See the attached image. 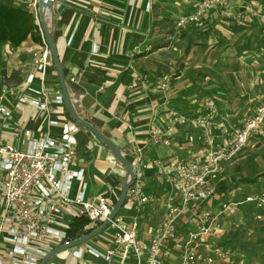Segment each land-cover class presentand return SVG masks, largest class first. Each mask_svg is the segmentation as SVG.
Instances as JSON below:
<instances>
[{
  "label": "crops",
  "instance_id": "crops-1",
  "mask_svg": "<svg viewBox=\"0 0 264 264\" xmlns=\"http://www.w3.org/2000/svg\"><path fill=\"white\" fill-rule=\"evenodd\" d=\"M4 1L25 8L24 0ZM164 1L54 0L53 21L49 17L46 19L52 29L63 75L67 73L64 78L69 96L75 99L73 105L76 112L112 140L131 164L134 148L139 149L144 160L151 162L157 159L163 164H169L176 156L196 155L202 145L200 131L188 125H169L167 118L171 110L195 115L201 109L203 97L212 96L219 115L229 126H237L252 113L264 95V20L259 17V13H264L262 5L255 0H228L226 6L209 11L199 23L183 28L174 25L173 32L166 35L152 26L153 21L170 19L176 23L177 17L190 12L198 0H178L171 10ZM246 6L256 14L246 11ZM162 42L166 44L153 49ZM8 46L7 43L0 45ZM37 47L38 44L28 37L14 48V55L22 54L29 58L22 80L31 70V54ZM165 77L170 78L166 94L159 92L157 87ZM70 78H74L75 82H70ZM46 83L50 88H59L52 63L47 68ZM54 116H59L63 123L54 127L56 135L65 129V124L71 127L73 121L65 105L55 106ZM34 125L32 121L28 123V127ZM151 126L166 134L167 144H158L149 137ZM137 130H142L144 134L134 135ZM189 134L194 136L193 144L187 141ZM254 136L264 137V126L250 139ZM76 139L73 168L84 170L87 183L85 199L107 193L115 201L119 195L114 196L118 176L110 171L106 146L82 127ZM91 139H95L100 147L93 149L95 145L90 142ZM245 147L232 161L223 165L222 177L210 204L212 211L221 202L240 200L264 188V170L263 176L256 178L237 175L255 161L258 152L245 153ZM144 180L148 192L172 193L167 179L153 167L144 170ZM74 187L77 190L76 183ZM245 209L244 206L240 208L245 216H238L235 222L230 217H222L217 222L219 242L233 250L230 260L225 263L243 255V251L238 252L240 249L236 243L227 237L231 232L227 230L240 224V228H244L245 222H252L254 227H247L252 234L257 222H261L259 214ZM121 213L126 215L128 211L123 208ZM158 219L159 209L147 206L140 236H147V227L154 226ZM187 220L188 215L180 220L178 227L181 234L189 228ZM100 224L89 223L86 227L92 231ZM111 235L112 231L105 228L86 242L105 250L108 246L105 239L111 238ZM68 250L69 256L78 261L72 255L74 249ZM163 257L167 264H173L176 252L168 246L163 248ZM85 258H90L83 260L86 264H104L87 253ZM47 262L45 264H64L65 260Z\"/></svg>",
  "mask_w": 264,
  "mask_h": 264
},
{
  "label": "built area",
  "instance_id": "built-area-1",
  "mask_svg": "<svg viewBox=\"0 0 264 264\" xmlns=\"http://www.w3.org/2000/svg\"><path fill=\"white\" fill-rule=\"evenodd\" d=\"M227 2L198 0L190 12L177 17L175 27L199 23L209 11L226 6ZM23 3L34 16L41 45L32 51L31 70L22 82L0 85V264H38L54 247L73 240L66 234L73 220L102 222L116 201L107 193L85 199L84 170L73 168L80 126L73 122L68 130L54 133V127L63 124L59 116H54L55 106L64 102L60 89L46 83L52 61L40 27L38 0ZM246 11L256 14L249 6ZM259 17L264 20V13H259ZM70 82L75 79L70 78ZM169 84L170 78H163L158 91L168 93ZM31 121L35 125L28 127ZM167 123L200 131L202 145L196 155L176 156L169 164H163L157 159L144 160L139 149L134 148L133 176L120 208L128 214L123 215L120 210L107 224L112 235L105 239V250L84 242L72 248L74 257L81 259L87 253L104 264H167L163 248L170 246L176 252L173 264H221L229 261L233 252L218 240L216 225L222 217H232L241 207L252 206L261 211L259 219L264 222V188L240 200L221 202L215 211L210 207L223 165L232 161L264 126V95L237 126H229L219 115L212 96L203 97L195 115L171 110ZM143 134L142 130L134 132ZM148 134L158 144L168 142L166 134L155 126L150 127ZM187 141L193 144L194 136L189 134ZM149 167L167 179L171 194L145 190L144 170ZM147 206L159 209V219L147 227V236L141 237ZM187 215L189 228L181 234L178 226Z\"/></svg>",
  "mask_w": 264,
  "mask_h": 264
},
{
  "label": "rangeland",
  "instance_id": "rangeland-1",
  "mask_svg": "<svg viewBox=\"0 0 264 264\" xmlns=\"http://www.w3.org/2000/svg\"><path fill=\"white\" fill-rule=\"evenodd\" d=\"M164 2L165 4H167L166 6H168L169 9L171 10L174 7V5L178 2V0H165ZM46 21L48 23V20ZM14 54H15L14 48H12L11 46L0 47V84L2 82H6L8 84L15 85L17 83H20L22 80V76H23L22 74L27 69L29 58L26 55L22 56V54L20 55H14ZM64 76L67 77V73H65ZM64 128L65 130H68L69 124H65ZM95 139L94 140L91 139L90 141L91 143L95 145L93 149L96 148V146L97 148L98 146L100 147V144H98L95 141ZM11 142H13V140H11ZM245 148H244L245 153L247 151L252 153L255 150H257L258 152L254 159L255 161H253L250 165H248L245 170L244 169L241 170L239 174L237 175L245 176L247 178L249 177L251 178L253 176L255 178L258 176H263L262 171L264 170V165H263L264 164V137H257V136L252 137L249 140ZM106 149H107V154H108L107 163L109 165V168L111 169L110 171H114L113 173H116L118 176V180H116L115 182L116 184H115V193H114V196L117 197L121 189L122 181L124 179V171H123L122 166L113 157L110 150L107 147ZM73 184H75V181H73ZM96 192L98 191L96 190ZM243 223H244V220H243ZM251 224L252 222L251 223L245 222L244 226L242 225L244 228H240L241 226L240 224V226H238L237 228L227 230V231L232 232V234L230 233L227 234V237L230 235L229 236V238H231L230 240L236 243V245L238 246V249H240V251L238 250L239 253L243 251V255L241 257L235 256L231 262L225 263V264H248V263H251L252 261L255 262L254 264H263L264 262V240L261 234L258 232L257 227H255V232H252V234H250L251 231H249L247 227L253 228L254 226H251ZM228 225L230 224H227V226ZM93 239H91L90 241L93 242ZM246 246H251L252 249L245 251ZM68 251L69 250H66V251H63V252H60L54 255V257L50 258L47 263H53L55 260L61 259V258L65 260L64 264H80V262H82L85 259L90 260V258H85V254H83L84 256H82L81 259H78V261H76L69 256Z\"/></svg>",
  "mask_w": 264,
  "mask_h": 264
},
{
  "label": "water",
  "instance_id": "water-1",
  "mask_svg": "<svg viewBox=\"0 0 264 264\" xmlns=\"http://www.w3.org/2000/svg\"><path fill=\"white\" fill-rule=\"evenodd\" d=\"M53 2L54 0H38V15H39L40 27H41L46 45L49 50L52 64L56 71L60 93H61L64 105L67 109L69 118L74 123L78 124L80 127L90 132L99 142H101L104 146H106L110 150L114 158L117 160V162L122 166L125 174H124V179L121 184L119 195L115 203L113 204L111 211L108 214L107 218L104 219L101 222V224L97 228L93 229L92 231L76 239H73L69 242H66V243H63V244H60L54 247L52 250H50L44 256H42L38 264H45L54 255L60 252H63L65 250H68L70 248H73L75 246H78L86 242L90 238L96 236L102 230H104L107 224L109 223V221L114 217L116 213L119 212L120 208L122 207L125 197H126L127 189L129 187V184L133 176V168H132L131 163L123 156V154L120 152L117 145L112 140H110L107 136H105L102 132H100L94 125H92L90 122L80 117L74 108L71 97L69 96V87L67 86L64 75H63L62 65L60 63L59 56L56 52V49L53 43L52 29L49 28L48 24L46 23V19L48 17L50 18L51 22L53 21V9H52ZM45 10H47L46 17L44 16Z\"/></svg>",
  "mask_w": 264,
  "mask_h": 264
},
{
  "label": "trees",
  "instance_id": "trees-1",
  "mask_svg": "<svg viewBox=\"0 0 264 264\" xmlns=\"http://www.w3.org/2000/svg\"><path fill=\"white\" fill-rule=\"evenodd\" d=\"M264 8V0H255ZM161 22V23H160ZM175 22L170 19H163L162 21H153L152 26L157 27L158 30L164 34H171L174 30ZM28 37H31L35 43L41 45V35L34 16L28 9L21 6H12L4 0H0V45L9 44L12 48H17ZM163 39V38H162ZM166 42H162L159 46L155 45L153 49L162 47ZM245 211H253L260 215L261 211L254 209L252 206H244ZM230 217L234 222L238 216H245V212L239 211ZM89 221L85 219L73 220L67 230L66 234L70 239L78 238L89 231L90 227H86ZM257 230L263 237L264 222H257ZM232 234V232H229ZM230 236V235H229ZM264 240V237H263ZM251 250V246H246V250Z\"/></svg>",
  "mask_w": 264,
  "mask_h": 264
},
{
  "label": "bare ground",
  "instance_id": "bare-ground-1",
  "mask_svg": "<svg viewBox=\"0 0 264 264\" xmlns=\"http://www.w3.org/2000/svg\"><path fill=\"white\" fill-rule=\"evenodd\" d=\"M46 13H47V10L44 11V16L46 15Z\"/></svg>",
  "mask_w": 264,
  "mask_h": 264
}]
</instances>
